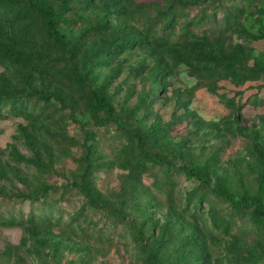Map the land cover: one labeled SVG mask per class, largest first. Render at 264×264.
Here are the masks:
<instances>
[{
	"label": "rangeland",
	"instance_id": "374dc122",
	"mask_svg": "<svg viewBox=\"0 0 264 264\" xmlns=\"http://www.w3.org/2000/svg\"><path fill=\"white\" fill-rule=\"evenodd\" d=\"M1 2L33 14L37 38L33 44L19 35L29 19L0 25V93L46 112L36 120L8 112L10 103L2 109L0 219L33 212L55 226L0 224V264H148L152 253L159 264H191L203 252L234 264L264 252V240L214 227L209 202L193 207L197 184L182 169L197 161L216 184L256 187L264 75L238 84L223 70L264 57V39H254L264 0ZM45 5L61 13L60 31L77 41V54L47 38ZM7 54L13 60L2 59ZM86 58L93 77L81 92L72 66ZM35 91L39 98L29 96ZM92 93L113 106L111 116L94 112ZM232 97L235 105L226 100ZM136 132L150 152L169 159L167 173L143 158ZM138 162L145 165L134 174ZM214 199L217 215L232 219L228 202Z\"/></svg>",
	"mask_w": 264,
	"mask_h": 264
},
{
	"label": "trees",
	"instance_id": "16d2710c",
	"mask_svg": "<svg viewBox=\"0 0 264 264\" xmlns=\"http://www.w3.org/2000/svg\"><path fill=\"white\" fill-rule=\"evenodd\" d=\"M42 13L46 16V33L47 38H50L54 43L71 54H77L79 52V44L76 40L70 38L67 34L60 31L59 21L61 19V13L55 12L51 7L44 6ZM35 16L29 12L22 10H17L16 6L12 5L10 2L0 3V25L2 27L13 29L16 25L20 26V23L29 19L27 23L21 24L20 26V36L22 39L26 40L28 43H33L37 38V33L33 32ZM146 30L150 31V28ZM256 40L264 39V24L261 26L257 34L254 36ZM8 58V60H13V55L7 54L3 55L2 59ZM7 66V62H6ZM73 77L71 82L76 86L78 91H84L89 86L87 83L92 82V76L94 70V63L89 58L82 60L80 64H73ZM225 76L231 79L235 83H245L248 81H255L259 78L261 74L264 75V57L255 59L252 66L249 68L239 69L234 64H228L224 67ZM91 81V82H90ZM91 91V90H90ZM98 91V90H97ZM160 92V90L158 91ZM98 94V93H97ZM41 94L37 91L30 94V97L39 98ZM91 108L94 110H100L106 112L108 115H112L113 106L107 102L106 99L99 97L98 95L92 93ZM227 102L230 105L236 104V98H227ZM10 103V108L8 112L15 114H24L29 117H34L39 120L42 115L45 114V110H41V114H34V111L30 110V107L23 101V99L13 98L9 99L7 96L0 93V115L2 114V109L7 107ZM36 116V117H35ZM118 124L123 125L120 118H116ZM136 137L138 138V145L141 151V155L148 162L154 164L160 163L164 168L165 166H171L169 159L164 158L158 153H152L146 147V142L142 138L140 133L136 132ZM183 146V144H181ZM258 146V145H257ZM173 154L176 158L186 159V154L180 149L176 148L173 150ZM264 155V150L262 153ZM263 168L259 172L255 182L256 187L253 191H236L229 185H225L222 182V178L219 179L220 184H216L212 179L211 172L204 164L197 161L192 163H184L182 166L187 178L196 182V187L192 190V194L189 197L190 203L193 207L197 209L200 205L205 202L210 203L209 215L214 227L224 228L226 232L238 228V233L241 237H257L259 240H264V157L262 158ZM145 164L143 162H138L134 166V174H138V169L142 168ZM165 172H168V168H165ZM133 174V175H134ZM218 181V182H219ZM217 198L225 199L231 207L230 217L232 219L223 220L219 217L215 210V199ZM212 196V199H211ZM196 203V204H194ZM234 217H239L241 220L248 219L252 226L238 227L237 222ZM53 219L48 216H42L41 214L37 216L35 213L31 212L28 219L24 220L22 216L16 214H11L7 218L0 219V224L7 227L12 226H22L26 224H37L40 227H54ZM246 224V223H245ZM191 254H195L192 252ZM231 261V260H230ZM234 264H264V252H258L257 250H252L246 257L237 258L233 261ZM148 264H159L158 258L155 253H152L151 257L147 260ZM225 264L222 258L214 260L208 252H203L198 255V261H192L191 264ZM231 264V263H228Z\"/></svg>",
	"mask_w": 264,
	"mask_h": 264
}]
</instances>
